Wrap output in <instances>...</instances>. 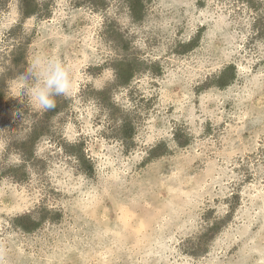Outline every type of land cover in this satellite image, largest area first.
<instances>
[{
  "label": "rangeland",
  "instance_id": "obj_1",
  "mask_svg": "<svg viewBox=\"0 0 264 264\" xmlns=\"http://www.w3.org/2000/svg\"><path fill=\"white\" fill-rule=\"evenodd\" d=\"M262 43L264 0H0V264H264Z\"/></svg>",
  "mask_w": 264,
  "mask_h": 264
},
{
  "label": "clouds",
  "instance_id": "obj_2",
  "mask_svg": "<svg viewBox=\"0 0 264 264\" xmlns=\"http://www.w3.org/2000/svg\"><path fill=\"white\" fill-rule=\"evenodd\" d=\"M37 65L42 66L43 76H37V84L27 90L30 105L40 112L52 111L57 106L58 97H68L72 94V69L57 57L43 62L39 59L30 62V68ZM21 94L24 93L17 92V95Z\"/></svg>",
  "mask_w": 264,
  "mask_h": 264
},
{
  "label": "snow or ice",
  "instance_id": "obj_3",
  "mask_svg": "<svg viewBox=\"0 0 264 264\" xmlns=\"http://www.w3.org/2000/svg\"><path fill=\"white\" fill-rule=\"evenodd\" d=\"M121 24L124 26H130L129 21L126 18L121 20ZM261 46L264 47V43H262ZM107 75L110 76L111 74L109 73Z\"/></svg>",
  "mask_w": 264,
  "mask_h": 264
},
{
  "label": "bare ground",
  "instance_id": "obj_4",
  "mask_svg": "<svg viewBox=\"0 0 264 264\" xmlns=\"http://www.w3.org/2000/svg\"><path fill=\"white\" fill-rule=\"evenodd\" d=\"M261 257H262V259H264L263 255H261ZM262 259H261V260H262Z\"/></svg>",
  "mask_w": 264,
  "mask_h": 264
}]
</instances>
